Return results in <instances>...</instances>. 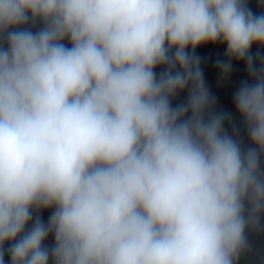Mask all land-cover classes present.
<instances>
[{
	"label": "clouds",
	"instance_id": "clouds-1",
	"mask_svg": "<svg viewBox=\"0 0 264 264\" xmlns=\"http://www.w3.org/2000/svg\"><path fill=\"white\" fill-rule=\"evenodd\" d=\"M217 43L247 145L196 55ZM253 46L247 0H0V264H239L264 233Z\"/></svg>",
	"mask_w": 264,
	"mask_h": 264
}]
</instances>
